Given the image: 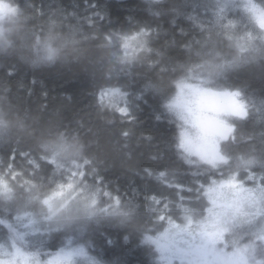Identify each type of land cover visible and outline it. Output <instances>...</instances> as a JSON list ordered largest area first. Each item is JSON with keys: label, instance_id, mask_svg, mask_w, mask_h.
<instances>
[{"label": "clouds", "instance_id": "9594fccd", "mask_svg": "<svg viewBox=\"0 0 264 264\" xmlns=\"http://www.w3.org/2000/svg\"><path fill=\"white\" fill-rule=\"evenodd\" d=\"M151 2L168 5L161 8L163 13L176 0ZM2 3L13 11L0 17V67L14 64L33 72L78 77L91 83L94 100L84 116L70 102L62 117L53 121L43 110L22 112L10 99L0 98V264H106L89 252L88 244L74 245L73 238L106 227L124 231L126 242L136 236L141 245L148 246L146 237L161 234L164 225L155 222L146 205L126 208L124 197L101 181L102 174L113 168L130 174L118 167L124 158L118 149L125 136L103 106L96 105L97 96L106 90L119 89L126 96L135 87L139 94L159 97L176 127L178 161L195 166V175L236 174L243 179L248 170L264 175V29L245 9L250 4L258 14L264 13V0H217L209 27L183 40L165 39L155 28L138 27L137 33L146 34L129 48L122 39L129 31H104L82 24L74 29L64 22L66 17L53 19L52 14L44 15L38 7L21 5L19 0ZM234 8L249 25L241 30L234 23L245 36L243 50L225 38L222 25L214 19L217 10L231 15ZM12 21L17 29L8 32ZM180 82L182 89L177 87ZM232 92L240 93L238 100L246 106L244 117L228 108L224 94ZM252 92L257 93L255 98ZM182 134L183 149L179 147ZM209 150L219 157L214 166L202 158ZM132 159L140 168L137 156ZM241 159L253 163L244 166ZM174 170L179 179V165ZM68 184L72 187L63 190ZM201 187H194L193 198L184 207L188 212L182 211V222L177 224L183 227L185 216H190L192 235L181 234L176 237L179 243L163 252L148 246L155 253V264L176 260L180 264H242L230 240L238 239L237 247H243L251 227L243 219L222 222L221 227L230 228L225 234L227 244L202 238L199 225L211 217L204 215L208 207ZM61 191L62 195L54 196ZM260 208L264 213V199ZM121 213L129 219L123 220ZM261 226L264 215L256 221L255 227ZM54 235L66 238L65 246L57 251L43 253L25 247L26 238L43 244ZM261 262L264 254L258 252L256 264Z\"/></svg>", "mask_w": 264, "mask_h": 264}, {"label": "trees", "instance_id": "16d2710c", "mask_svg": "<svg viewBox=\"0 0 264 264\" xmlns=\"http://www.w3.org/2000/svg\"><path fill=\"white\" fill-rule=\"evenodd\" d=\"M19 3L32 5L34 9L38 7L44 15L52 14L53 19L59 16L63 20L66 17L64 22L74 29H79L81 24L88 28L99 26L104 31H129L127 36L131 37L137 36L136 28L148 26L155 28L160 37L183 40L209 27L210 14L217 0H176L171 10L163 13L161 8L169 6L153 4L151 0H19ZM0 10L2 17L6 13L2 8ZM214 19L222 25L226 39L231 36L233 43L245 46V36L238 33L235 26L241 30L248 29V21L243 13L235 8L231 15L217 10ZM230 23L232 27H229ZM16 29V22H10L8 32ZM92 92L91 83L78 77H65L56 72H33L14 64L0 67V98L10 99L22 112L43 110L44 116L53 121L62 117L65 105L70 102L77 105L80 115L84 116L92 107ZM61 94L64 97L60 98ZM120 95L122 97L116 99L105 97L101 100L99 94L96 105L103 106L108 112L112 123L119 126L121 136L123 132H129L118 149L124 156L118 167L128 170L130 174L113 168L102 174L101 181L115 194L124 197L126 208L134 210L136 204L141 208L146 205L148 211L154 213L155 222L163 224L164 229L169 226V221L181 223L182 209L191 202L194 187L200 188L202 184L206 189L213 180L229 176L220 173L214 176L203 173L195 175V166L180 164L175 149L176 127L164 111L159 97L139 94L135 87H130L126 96L121 92ZM256 95V92H252L253 98ZM118 108H126L129 115H121L116 110ZM134 155L140 161V168L135 166ZM249 161L252 160L241 159L240 164L250 166L252 163L249 164ZM178 165L179 179L174 170ZM250 172L254 180H249L248 175L243 179L238 175V179L247 184L260 183L262 175ZM201 194L208 207L204 192L201 191ZM152 197L159 199L160 203L153 202ZM121 216L123 220L129 219L124 213ZM160 216L165 219L160 220ZM124 236L122 230L105 227L73 238V244H88L89 252L106 264H155V253L148 247L153 244L146 241L148 246L141 245L136 236L126 242ZM65 244V237L54 235L43 244L37 241L26 249L49 253Z\"/></svg>", "mask_w": 264, "mask_h": 264}, {"label": "snow or ice", "instance_id": "6c2138e0", "mask_svg": "<svg viewBox=\"0 0 264 264\" xmlns=\"http://www.w3.org/2000/svg\"><path fill=\"white\" fill-rule=\"evenodd\" d=\"M0 8H2L5 12H11L12 9H9L8 6L2 3L0 0ZM246 11H249L253 14L255 22L257 25L264 29V13H257L250 4H245ZM233 25L230 23L229 27ZM143 31L137 33V36L131 37H122L125 48H129L131 46L132 41L137 40L138 36L145 35ZM228 39H232L231 36ZM248 39H251L249 36ZM237 47L243 50V47L237 44ZM177 87L182 89L184 87L183 82L177 84ZM228 99V108L232 112L233 115L238 117H244L247 115L245 111V104L240 103L238 97L240 96L239 92L225 93L224 94ZM120 90L119 89H111L100 93V99L103 100L105 97L113 98L119 97ZM121 115L128 116V110L126 108H118L116 109ZM125 137L129 135V132L125 131L123 134ZM186 142L181 135L179 147L185 148ZM207 162L209 164L216 163V160L219 159L214 152L209 150L206 157ZM249 164L253 163V161H249ZM247 166V165H246ZM163 175V172H161ZM248 179L253 180L254 177L251 175L250 170H248ZM72 187L71 184L67 185V188L63 190H68ZM201 191L204 192V195L207 196L211 207L207 208V215L211 217V220H205V222L200 223L198 234L206 239L208 242L215 244L216 242L228 243L229 240L226 239L227 233H230V228L221 227V223H232L237 219H243L245 223L251 227L250 239L248 243L244 244L243 247H237L239 244L238 239H231V246L235 249V254L239 256L242 264H248L251 261V264H256L257 253L264 254V226L259 228L255 227L257 218L264 213L261 212L260 204L261 200L264 199V175L261 176L260 184L254 188H245L241 183L238 182V175L233 174L230 175L227 180H222L219 183L216 180H213L210 186L207 189L201 187ZM259 193V195H257ZM62 195L61 192L54 193V196L58 197ZM153 202L160 203L159 199L152 197ZM47 203V201H45ZM167 207V205H165ZM182 211L184 213L188 212V208H183ZM160 220H164L165 217L160 216ZM186 223L183 227H180L177 224L169 221V228L165 229L163 233L157 235L154 239L152 237H146V241L153 243L157 250L165 251L169 248L170 245H175L179 243L176 240V237L180 236L183 233H187L189 236L192 235L190 232V228L192 226V219L190 216H185ZM171 230H175L172 236H169V232ZM17 254H19L17 250ZM26 259V258H25ZM51 264V262H49ZM264 264V262H261Z\"/></svg>", "mask_w": 264, "mask_h": 264}, {"label": "rangeland", "instance_id": "374dc122", "mask_svg": "<svg viewBox=\"0 0 264 264\" xmlns=\"http://www.w3.org/2000/svg\"><path fill=\"white\" fill-rule=\"evenodd\" d=\"M0 13H1V10H0ZM0 17H1V14H0ZM122 97V96H121ZM107 98V97H106ZM116 102V101H115ZM117 103V102H116ZM228 178H226V179H219V180H217V182L219 183L220 181H222V180H227ZM254 180V179H253ZM238 182L239 183H241L245 188H254V187H256V186H258L260 183L257 181V182H255V183H253V184H247V183H245L243 180H239L238 179ZM210 186V185H209ZM208 186V187H209ZM207 187V188H208ZM206 188V189H207ZM206 198H207V196H206ZM207 200H208V198H207ZM208 203H209V200H208ZM208 207H211V204L209 203V205H208ZM204 215L206 216L207 215V212H205L204 213ZM174 224H179V222H175ZM169 228V226L166 228V229H168ZM163 232V231H162ZM161 232V233H162ZM157 235H160V233H158ZM38 240H35V239H32V238H26V241H25V247H29V246H32V245H34L35 244V242H37ZM151 243V242H150ZM151 244H153V243H151ZM154 245V244H153ZM173 264H180V262L178 261V260H176V261H174L173 262Z\"/></svg>", "mask_w": 264, "mask_h": 264}]
</instances>
